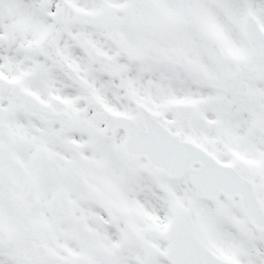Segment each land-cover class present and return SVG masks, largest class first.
<instances>
[{
  "label": "snow or ice",
  "instance_id": "6c2138e0",
  "mask_svg": "<svg viewBox=\"0 0 264 264\" xmlns=\"http://www.w3.org/2000/svg\"><path fill=\"white\" fill-rule=\"evenodd\" d=\"M0 264H264V0H0Z\"/></svg>",
  "mask_w": 264,
  "mask_h": 264
}]
</instances>
